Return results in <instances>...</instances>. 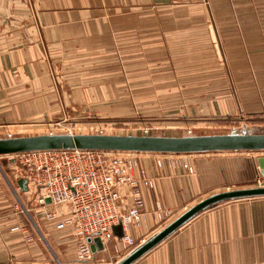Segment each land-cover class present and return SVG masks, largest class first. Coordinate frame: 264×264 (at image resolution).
<instances>
[{"label":"crops","instance_id":"0c3cea01","mask_svg":"<svg viewBox=\"0 0 264 264\" xmlns=\"http://www.w3.org/2000/svg\"><path fill=\"white\" fill-rule=\"evenodd\" d=\"M121 46L144 51V97L175 102L181 117H248L247 126L264 129V0H0V133L49 125L70 112L74 98L112 96L82 79L73 86L71 69L59 67L87 51ZM182 155H192L194 170ZM259 156L264 151L173 154L164 167L155 154L143 157L154 186L144 191L142 222L131 235L140 243L214 193L262 185ZM6 172L0 264H83L70 232L45 219V241L31 231L17 201L23 195L32 208L28 183L24 190L13 163ZM18 223L31 229L34 242L10 229ZM126 255L112 237L89 264ZM133 264H264V196L209 207Z\"/></svg>","mask_w":264,"mask_h":264},{"label":"built area","instance_id":"2783aa9c","mask_svg":"<svg viewBox=\"0 0 264 264\" xmlns=\"http://www.w3.org/2000/svg\"><path fill=\"white\" fill-rule=\"evenodd\" d=\"M243 126L248 130L247 124ZM231 132L238 130L233 128ZM151 153L156 155L159 167L173 162L172 153L98 149L34 150L12 155L18 161L13 163L17 174L27 180L30 204L36 214L55 229L70 232L78 242L77 260L89 264L95 252L88 237H99L106 247L116 237L115 225L123 226L124 237L116 238L122 241L127 255L146 241L137 243L130 232L132 226L141 225L144 191L154 186L143 159ZM183 164L192 170L190 163ZM32 208L22 204L18 209L29 215ZM10 229L21 232L29 243L36 240L23 223Z\"/></svg>","mask_w":264,"mask_h":264},{"label":"rangeland","instance_id":"374dc122","mask_svg":"<svg viewBox=\"0 0 264 264\" xmlns=\"http://www.w3.org/2000/svg\"><path fill=\"white\" fill-rule=\"evenodd\" d=\"M127 41L128 39L125 37L124 42ZM144 55L143 50L128 49L126 46H121L120 49L116 50L87 51L84 55L85 58L74 57L77 58V62L69 67L67 65L59 67L60 70L71 69L70 78H72L73 86H79L82 79L88 88L102 89L107 93L113 91L114 94L109 97L84 98L80 99L81 101L74 98L72 99L73 105L69 108L70 112L65 110V116L60 113L61 115H58L49 125L25 130V132H16L13 136L47 133L182 136L230 133L233 128L237 129L238 132L247 131L244 130L243 124H248V117H228V119H208L200 116L198 118L181 117L171 108L175 102L171 105L170 102H162L159 98L144 97L142 76L145 67L143 61L139 60L144 58ZM68 74L66 72V76ZM251 123L253 122L251 121ZM190 128L192 132L188 133ZM248 130L261 132L264 129L258 130L254 125L249 124ZM0 137H7V134L0 133ZM182 157H184L183 163L188 162L191 165L192 155H182ZM10 163L18 164L15 155L0 156V178L4 184H6V180L2 176L3 173H7V166ZM191 167L194 170L192 165ZM262 185H264V181H262ZM18 197V203L20 200L26 205V200L22 198L24 196L18 195ZM31 213H33V216L30 215L31 218L25 213L23 214L32 229L30 230L45 241L46 238L43 239L42 237L44 231L41 221L44 217L37 215L34 211ZM32 222L35 224L33 225ZM49 246L53 249L50 243ZM49 246L47 248L51 250Z\"/></svg>","mask_w":264,"mask_h":264},{"label":"water","instance_id":"95a60500","mask_svg":"<svg viewBox=\"0 0 264 264\" xmlns=\"http://www.w3.org/2000/svg\"><path fill=\"white\" fill-rule=\"evenodd\" d=\"M57 149H98L172 154L237 150L260 152L264 151V130L261 132L247 130L245 132L182 136L47 133L0 137V156L34 150ZM257 163L260 169L259 174L264 179V156H259ZM20 183L23 189L26 190L27 180L21 179ZM260 196H264V185L214 193L187 209L116 264H133L196 215L215 204ZM47 201L50 202L51 200L48 199ZM113 233L116 237L123 238L125 232L122 224L115 225ZM87 240L91 244L93 252L105 249V245L99 237H88Z\"/></svg>","mask_w":264,"mask_h":264}]
</instances>
